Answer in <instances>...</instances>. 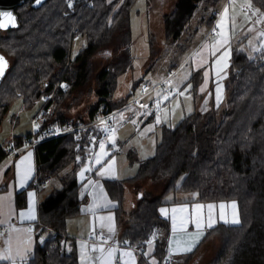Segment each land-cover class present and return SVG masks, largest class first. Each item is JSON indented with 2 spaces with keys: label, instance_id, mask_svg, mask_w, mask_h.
I'll return each mask as SVG.
<instances>
[{
  "label": "trees",
  "instance_id": "trees-1",
  "mask_svg": "<svg viewBox=\"0 0 264 264\" xmlns=\"http://www.w3.org/2000/svg\"><path fill=\"white\" fill-rule=\"evenodd\" d=\"M82 1L70 7L68 0H25L14 11V23L0 28V53L8 62L0 79V122L16 97L25 106L44 101L40 115L35 116L41 120L34 135L41 140L33 147L36 175L28 187L40 192L48 178L72 165L62 177V186L39 202L41 229L27 264H79L75 245L66 236V221L80 212L84 198L76 172L90 157L92 138L100 137L103 129L92 125L79 137L64 134L47 139H42L43 132L67 121L94 120L127 102L114 100L113 91L117 76L131 66L129 14L135 0ZM199 1H177L164 17L167 39L179 35ZM251 1L264 12V0ZM214 19L211 15L208 21ZM81 35L86 44L72 58V40ZM103 49L110 58L95 65L93 58ZM89 82L95 83V98L86 119L60 112L62 101ZM222 91L218 104L202 111L196 107L175 126H164L155 154L140 162L133 177L103 181L118 201L114 209L120 244L143 249L148 240L155 241V253L162 260L166 241L160 232L168 230V221L159 215L158 207L169 191L194 190L201 201L235 200L239 207L241 223L220 224L206 233L207 238L218 230L222 239L210 264H264V52L248 56L233 49ZM82 96H72V104H81ZM31 136V132L15 136L10 152ZM7 143L0 146V161L9 155ZM143 180L159 185L158 191H143ZM125 183L137 196L129 212L121 207ZM15 204L18 209L25 206L26 188L16 193Z\"/></svg>",
  "mask_w": 264,
  "mask_h": 264
},
{
  "label": "rangeland",
  "instance_id": "rangeland-1",
  "mask_svg": "<svg viewBox=\"0 0 264 264\" xmlns=\"http://www.w3.org/2000/svg\"><path fill=\"white\" fill-rule=\"evenodd\" d=\"M177 1L135 0L131 6L129 51L132 61L131 66L117 76L113 99L116 101L129 100L132 96L138 95L143 84L153 85L159 79L169 75L171 78L164 87L173 88L177 93L166 97L163 95L162 88H158L143 99L144 106H130L115 110L109 117L113 133L105 140L101 136L92 138L89 147L90 157L76 172L79 182H83L91 170L98 175L101 169H105L106 174L98 176L107 179L134 176L140 162L155 154L164 126H175L184 115L193 112L195 107L202 111L206 110L209 104L220 102L221 96L219 95L218 101L217 92L208 94L207 91L204 92L199 88L203 72L193 70L194 59H191V56H199L210 51L213 57L226 44L231 49L240 50L248 56L256 52H264V36L260 35L264 33V12L251 0L247 2L245 0H218L214 4L211 0H201L196 4V8L179 35L167 39L164 17L174 10ZM225 9H227L226 16L224 15ZM211 15L215 19L210 23L208 19ZM225 21L229 33L222 39L221 25ZM214 24V33L211 34L210 29ZM225 40L227 42L223 43ZM85 44V36L75 37L70 46V56L72 58L76 56ZM109 58L107 50L103 49L95 55L93 60L96 65L101 60L105 61ZM9 60L11 62V59ZM227 70L228 67L215 74L213 82L223 80ZM220 75L223 76L220 77ZM94 85L95 83L89 82L86 86L77 87L62 101L63 103L59 106L60 112L71 118L86 119V110L95 98L92 89ZM76 94H83L81 104H72L71 98ZM43 104V100H38L31 106H25L23 100L16 97L10 102L1 125L3 128H11L17 122L18 128L26 125L32 126L33 116L41 113L40 109ZM67 104L72 105L68 108ZM101 142L104 144L103 151L107 155H103L100 163L97 164V154L102 151ZM132 151L134 153H131ZM71 166L67 164L56 175L46 180L41 191L42 198L62 186V177L71 170ZM86 167L91 170L84 171L81 176V170ZM109 168L111 170L107 171ZM129 188L126 186L124 190L126 205L136 199L133 187L131 191ZM158 188L159 185H154L153 193H156ZM172 196L169 194L168 198ZM221 241V237L220 241L210 237L201 253L197 255L196 264H210L221 246Z\"/></svg>",
  "mask_w": 264,
  "mask_h": 264
},
{
  "label": "crops",
  "instance_id": "crops-1",
  "mask_svg": "<svg viewBox=\"0 0 264 264\" xmlns=\"http://www.w3.org/2000/svg\"><path fill=\"white\" fill-rule=\"evenodd\" d=\"M246 2L249 0H245ZM222 39L228 35L227 22H223L221 25ZM220 37V38H221ZM232 50L229 45H224L220 51L211 57L210 51L199 56H191L193 61V70L200 72L202 70V80L200 83V89L203 88V91H207L209 94H223L222 91V79L213 82L215 74L226 70L230 65V60L232 56ZM227 53V56H224V53ZM195 55V54H193ZM207 74V75H206ZM223 75H220V77ZM166 77V76H165ZM163 77L162 79H164ZM159 79L157 82H159ZM155 82V83H157ZM153 83V84H155ZM213 84V86H212ZM219 89V92L217 91ZM152 93V91L150 92ZM148 93L146 96L150 95ZM145 96V97H146ZM144 97V98H145ZM143 98V99H144ZM144 106V105H143ZM196 108V107H195ZM194 108V110H195ZM42 109V108H41ZM40 109V110H41ZM7 113V112H6ZM5 116V115H4ZM38 119L37 124L41 118L35 117ZM4 118V117H3ZM32 119V118H31ZM3 120V119H2ZM12 121V120H11ZM2 122V121H1ZM0 122V146H3L6 142L12 141L15 136L23 135L28 132H31L34 128L30 125H26L22 128L16 126H11V128H3ZM36 124V125H37ZM13 143V142H12ZM6 148V147H5ZM28 153H31L29 160H25L24 157L28 156ZM131 153H134L133 151ZM31 167V177L27 182L23 184V187L20 186V181L17 175L18 168L20 171H23L26 167ZM92 171V170H91ZM36 175V158L34 155L33 147H27L22 150L20 153L14 156H7L2 161H0V252L11 247L12 255L15 258V264H27L28 260L32 257L37 240L38 234L40 233V227L37 224L38 221V205L41 201L42 190L37 191L35 186L28 187V185L34 180ZM133 177V176H130ZM130 177L124 178H115L116 180H125ZM49 179V178H48ZM47 179V180H48ZM107 179L106 177H101L89 173L86 179L82 182L80 187V197H83L84 200L81 204L80 212L72 217H69L66 221V236L68 240L75 245V249L78 255L79 264H102L101 260L96 259L100 257L101 253L99 251H93L94 246H98L100 242L94 243L89 242L86 238L89 232L95 230L104 231L107 237V243L103 245L105 249L115 248L117 251L114 257L111 260V264H125L127 257L121 258L120 253L125 251H131L135 257L136 264H161V259L155 253V241H152L151 245L147 244L143 249H138L132 246L123 245L118 242L117 239V213L115 207L118 206V201L112 198L106 187L104 186L103 181ZM89 181H93V184H89ZM46 182V181H45ZM45 182L42 186L44 188ZM143 183V184H142ZM85 185H88L85 187ZM126 186H129V191L132 189L129 183L124 184V190ZM26 188V204L22 208H17L15 204L16 193ZM154 185L148 181L143 180L141 182V189L143 191L153 190ZM128 189V188H127ZM133 190V189H132ZM156 190V189H155ZM147 191V192H148ZM157 192V191H155ZM29 193H35L34 202L32 204V213L35 216V219H28L27 212L29 210L30 197ZM135 193V192H134ZM172 194L173 196L168 198V195ZM181 194L182 196H178ZM136 196V193L134 194ZM137 198V196H136ZM136 199L131 200V202L126 205L124 201V191H123V201L121 207L124 211H131L136 204ZM163 204L158 207L159 215L168 221V230L163 233L160 232V237H164L167 246H171L174 250L179 242L182 246H186L190 242V238L197 232L195 218L199 216L204 221L205 225L209 221V209L207 205L212 204L216 207L211 211V218L216 220L214 226L209 229L204 227L202 231L204 235L200 238V241L190 252H176L173 251V255L177 261V264H196L197 255L201 253L202 248L207 243L206 241L210 237L220 241V231L216 230L212 232L206 238V233L220 224L224 225H236L233 223H225L220 219L221 209L220 204L226 205L224 211L225 219H232V209L227 207L231 202L236 203V213L238 214L240 223L241 217L239 213V207L235 200H222V201H201L198 197V192L194 190H172L167 192L163 197ZM110 201L111 204L107 202ZM200 204L204 207L199 211V213L194 212V205ZM186 208L184 212L177 211L173 213V209ZM161 209H167V215L161 213ZM25 213V216L22 217L20 213ZM173 215L176 217L175 229L173 226ZM100 217H111V220H101ZM184 220L185 223L181 225V220ZM103 225V227H102ZM113 226L115 231L110 233L108 227ZM2 228H6L7 231L4 233ZM30 229V231H29ZM44 234L41 233L40 239H43ZM20 250L24 252L23 258L17 256L16 252ZM148 253L147 256L144 253ZM86 255L89 259L82 260V256ZM0 264H13L12 260H0Z\"/></svg>",
  "mask_w": 264,
  "mask_h": 264
},
{
  "label": "snow or ice",
  "instance_id": "snow-or-ice-1",
  "mask_svg": "<svg viewBox=\"0 0 264 264\" xmlns=\"http://www.w3.org/2000/svg\"><path fill=\"white\" fill-rule=\"evenodd\" d=\"M37 2H39V0H37ZM69 6L71 7V3H69ZM0 15L7 16L9 18V22L10 23L13 22V18L11 17V14L10 13H3V14H0ZM224 15L225 16L227 15V9H225ZM218 27H219V25H218ZM260 35L264 36V33H261ZM226 42H227L226 40L223 41V43H226ZM224 56H227V53L226 52L224 53ZM6 68H7V62L4 60V58L2 56H0V76H3L4 75ZM201 90L203 91V88ZM217 91L219 92V89ZM219 99H220V96L218 95L217 100L219 101ZM157 122H159V120ZM101 123H103V121ZM34 127H38V125H34ZM110 139H114V137H110ZM100 147H101V150L102 151H101V153L97 154V158H96V163L97 164L100 163V159L102 158L103 155H107V153L103 151L104 144L102 142L100 144ZM30 157H31V153H28V156L27 157H24V159L25 160H29ZM77 159H79V157ZM90 170L91 169L90 168H87V167L84 168V169H82L81 170V176H83V172L84 171H90ZM110 170L111 169L109 168L107 171H110ZM97 174L103 176V175L106 174V170L105 169H101V171L99 173H97ZM17 175H18V178H19V181H20V186L23 187V184L25 182H27L29 180V178L31 177V167L28 166L23 171H20L19 168H18ZM93 183H94L93 181H89V184H93ZM87 186L88 185H85V187H87ZM28 195L30 197V204H29V210L27 212V218L28 219H35V216L32 213V204L34 202L35 193H29ZM107 203L108 204H111L110 201H108ZM203 207L204 206L203 205H200V204L194 205V212L199 213V211ZM215 207L216 206L215 205H212V204L207 205V208L209 209V213H210L209 221L207 222V224L205 225V223L202 220V218H200L199 216H197L195 218V224H196L197 232L193 235L192 238H190V242L187 243L186 246H182L179 242H177V246H176V248L174 250L170 246V253L173 252V251H176V252H190V251H192V249L200 241V238L204 235V232L202 231V229L204 227H207V228L211 229L214 226V224L216 223V220L211 218V211ZM219 207L221 209V213H220V219L221 220H223L225 223H233V224H239L240 223L238 214L235 211V209H236V203L234 201L231 202L230 205H227V207H230L233 210L232 211V219L231 220L225 219V214H224V211L223 210L225 209L226 205H224L222 203V204L219 205ZM186 210H187L186 208H180V209H173L172 212L173 213H176L177 211L184 212ZM160 211L165 216L168 213V210L167 209H161ZM20 215L22 217H24L25 216V213L22 212V213H20ZM99 219H101V220H106V219L107 220H111L112 218L111 217H100ZM172 219H173V226H174V229H175V225H176V217H175V215H173ZM184 223H185V221L182 219L181 220V225H183ZM102 227H103V225H102ZM29 231H30V229H29ZM108 231L110 233H113L115 231V229H114L113 226H109L108 227ZM153 235L155 236V233ZM106 243H107V240H105V239H103V237H101L100 244L98 246H94L92 250L93 251H99L101 253V256L100 257H96V259L101 260L102 261V264H111V260L114 257V255H115V253H116L117 250L115 248H111V247L105 249L103 247V245L106 244ZM124 243L127 244L128 242L127 241H124ZM147 243L149 245H151L152 241L151 240H148ZM16 255L17 256H21L23 258L24 252H22L20 250H17ZM144 255L147 256L148 253L146 252V253H144ZM120 257L121 258L127 257V260L125 261V264H136L135 257L133 256V254H132L131 251L121 252L120 253ZM87 259H89V258L86 255H83L82 256V260H87ZM0 260H12L13 261V264H15V258L12 255V251H11V247L10 246H9L8 249L0 252Z\"/></svg>",
  "mask_w": 264,
  "mask_h": 264
},
{
  "label": "built area",
  "instance_id": "built-area-1",
  "mask_svg": "<svg viewBox=\"0 0 264 264\" xmlns=\"http://www.w3.org/2000/svg\"><path fill=\"white\" fill-rule=\"evenodd\" d=\"M91 0H83L82 3L83 4H90ZM71 3V5H75L77 4V0H68V4ZM215 29V24L212 25V28L210 29V33L213 34V30ZM171 75L166 76L164 79L160 80L159 82L153 84V85H148V84H143L142 87L139 90L138 95L136 96H132L131 99L127 100V102L121 106L119 109L117 110H122L125 108H128L130 106H143L144 105V101L143 98L150 93L151 91H154L158 88H162V92L163 95L166 97H170L174 94H176L177 92L175 91V89L173 88H165V84L170 80ZM52 94L45 96L46 98H50ZM114 113V111L110 114H106V115H101L97 118H95L94 120L85 122V123H74L71 121H67L62 123L61 125H56V126H51L49 128H47L44 132H43V138L42 139H47V138H51V137H56L59 135H64V134H72L74 137H79L80 133L86 129L89 126L92 125H102V133H101V138L102 139H107L109 137V135L111 133H113L112 128L110 127V122H109V117ZM103 121V123H101ZM38 122L37 118H33L32 120V127H34V125H36ZM36 129H32L31 133V139L30 140H26L24 145L19 148V149H15L14 151L10 152V149L12 147V141H9L6 145V150L9 152L8 156H14L18 153H20L22 150H24L27 147H34L36 143H38L41 139H37L34 135ZM2 231L4 233H6L7 229L6 228H2ZM101 237H103V239L107 240V237L104 233V231L102 230H95L92 232H89L87 235V240L89 242H100ZM108 242V241H107ZM117 264H119V261H117ZM161 264H177V261L173 255V253H170V247L166 245L165 250H164V254L161 260Z\"/></svg>",
  "mask_w": 264,
  "mask_h": 264
},
{
  "label": "water",
  "instance_id": "water-1",
  "mask_svg": "<svg viewBox=\"0 0 264 264\" xmlns=\"http://www.w3.org/2000/svg\"><path fill=\"white\" fill-rule=\"evenodd\" d=\"M24 1L25 0H0V14L10 13L13 18V22L10 23L7 16L0 15V28L8 27L14 23V11L18 6L22 5ZM0 56L7 62L6 57L2 53H0ZM1 77L2 76H0V79Z\"/></svg>",
  "mask_w": 264,
  "mask_h": 264
}]
</instances>
